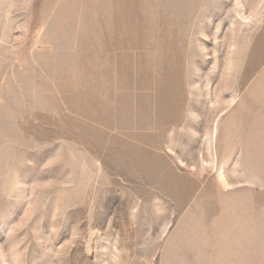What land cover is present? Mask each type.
<instances>
[{
	"label": "rangeland",
	"instance_id": "rangeland-1",
	"mask_svg": "<svg viewBox=\"0 0 264 264\" xmlns=\"http://www.w3.org/2000/svg\"><path fill=\"white\" fill-rule=\"evenodd\" d=\"M0 264H264V0H0Z\"/></svg>",
	"mask_w": 264,
	"mask_h": 264
},
{
	"label": "bare ground",
	"instance_id": "bare-ground-1",
	"mask_svg": "<svg viewBox=\"0 0 264 264\" xmlns=\"http://www.w3.org/2000/svg\"><path fill=\"white\" fill-rule=\"evenodd\" d=\"M256 50L257 51L254 52V54H252V56L250 57L248 66H247L244 74H242L240 77H236V78H235L234 74H232V76H231V74H229V77H232V81H230V83L227 85V89H226L227 91H231L232 93H234L239 87L244 85L246 83V81L251 77V74L255 70L257 64L260 62V60H262L263 47H262L261 43L258 44V47L256 48Z\"/></svg>",
	"mask_w": 264,
	"mask_h": 264
},
{
	"label": "crops",
	"instance_id": "crops-1",
	"mask_svg": "<svg viewBox=\"0 0 264 264\" xmlns=\"http://www.w3.org/2000/svg\"><path fill=\"white\" fill-rule=\"evenodd\" d=\"M166 96V95H165ZM122 98H117V99H115L116 100V102L117 101H119V100H121ZM161 100V101H160ZM168 100V97H166V100H165V103L167 104V105H163V104H160V102H162L163 101V98L162 99H157L156 101L158 102V104L161 106V109H159V112L161 113V111L164 109V111H166L167 112V114H169V109L168 108H170V103H172L173 101L172 100H169V101H167ZM157 104V105H158ZM159 105H158V107H159ZM103 107H104V109L106 108L108 111H109V114H111L112 116L114 115V117H111L112 118V123L113 124H117V123H119V122H121L122 121V110L120 111V106L116 103V107H114V108H109L108 107V105H103ZM131 112H134V111H137V109H136V105L134 104V108L132 107L131 108V110H130ZM124 113V112H123ZM136 113V112H135ZM167 114L166 115H163L164 116V120H163V122H162V126H169V127H176V126H179V121H178V123L177 124H175V125H172L171 123H169L168 122V119H167ZM180 118V117H179ZM158 119V118H157ZM180 120V119H179ZM119 128V127H118ZM120 130V129H119ZM118 130V131H119ZM124 130L125 129H121L120 131V133H122V132H124Z\"/></svg>",
	"mask_w": 264,
	"mask_h": 264
}]
</instances>
